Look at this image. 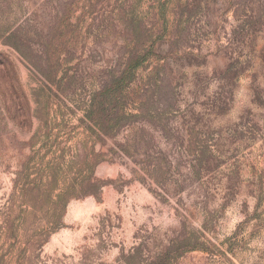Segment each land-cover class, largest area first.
<instances>
[{
    "label": "rangeland",
    "instance_id": "374dc122",
    "mask_svg": "<svg viewBox=\"0 0 264 264\" xmlns=\"http://www.w3.org/2000/svg\"><path fill=\"white\" fill-rule=\"evenodd\" d=\"M53 24L78 40L79 69L37 71L2 44L19 28L38 45ZM134 50L147 56L129 98L148 121L141 166L109 153L122 136L106 141L96 195L72 199L40 246L44 214L22 238L20 202L6 213L38 125L23 116L38 98L78 103ZM0 149V264H264V0H0Z\"/></svg>",
    "mask_w": 264,
    "mask_h": 264
},
{
    "label": "trees",
    "instance_id": "16d2710c",
    "mask_svg": "<svg viewBox=\"0 0 264 264\" xmlns=\"http://www.w3.org/2000/svg\"><path fill=\"white\" fill-rule=\"evenodd\" d=\"M63 26L53 24L52 31L49 29L48 35L43 36L38 45L23 37L19 28L12 29L2 44L16 51L37 71L45 68L54 71L65 64L74 65L75 61L78 67L74 68L79 69L81 63L85 62V54L78 51V40L64 35ZM25 50L36 61L38 68L31 58L30 61L26 59ZM144 53L129 51L124 56L122 67L113 70L78 103L71 102L69 105L60 100V103H50V99L45 97L32 102L35 107L28 117L26 114L23 116V122L31 118L37 120L38 125L30 140L17 150V157L13 158L19 165H16L17 171L12 173L14 188L6 213L8 220L20 202L22 211L18 221H21L22 238L27 234L25 224L28 217L44 214L46 219L38 227L41 231L33 235V243L40 246L46 242L44 238L61 226L62 217L72 199L96 195L99 189L95 168L109 158L105 153L98 152L97 147L105 146L106 141H117L122 136L124 143L115 144L114 148L108 149L109 153H116L114 149H117L119 156L141 166L136 160L146 156L148 151L143 150L139 133L140 130L144 131L148 121L142 118L143 110L132 107L129 98L137 70L147 60ZM66 79L62 78L61 83ZM40 80L41 85L34 92L37 96L45 93L42 87L44 83ZM73 80L69 78L66 85H72ZM50 92L54 93L51 88ZM63 106L68 110L65 114L60 113ZM6 158L10 159L8 153L0 149V164ZM22 161H29V167L24 168ZM152 168L156 173L163 170L159 164ZM140 169L145 173L144 168ZM64 171L67 176L61 179ZM4 224L6 230L10 231L12 227H9V222Z\"/></svg>",
    "mask_w": 264,
    "mask_h": 264
}]
</instances>
